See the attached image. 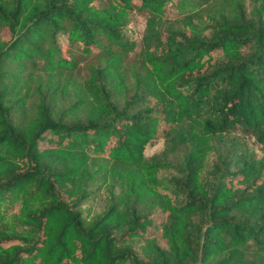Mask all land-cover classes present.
<instances>
[{
	"label": "trees",
	"instance_id": "trees-1",
	"mask_svg": "<svg viewBox=\"0 0 264 264\" xmlns=\"http://www.w3.org/2000/svg\"><path fill=\"white\" fill-rule=\"evenodd\" d=\"M0 264H264V0H0Z\"/></svg>",
	"mask_w": 264,
	"mask_h": 264
},
{
	"label": "rangeland",
	"instance_id": "rangeland-1",
	"mask_svg": "<svg viewBox=\"0 0 264 264\" xmlns=\"http://www.w3.org/2000/svg\"><path fill=\"white\" fill-rule=\"evenodd\" d=\"M168 14H169V16L172 17L173 15L177 14V10L170 8L168 10ZM144 27H145V20L141 16L135 17L134 20L132 21V23L129 25L130 34L138 43H140V41H141V37L143 35ZM61 42L66 43V41L64 39H61ZM41 77L45 81L48 79V76L44 75L43 73L41 74ZM30 112H32L31 109H30ZM254 146L257 149L258 154L261 155V152L258 149L259 147L256 144ZM162 149H163V140L161 138H156L154 143L147 147L145 153L147 156H151V155L161 151ZM85 207L87 208V210H90V215H93L95 213L102 211L105 208V196L102 195L100 197H97L95 200L87 203ZM157 217H160V215L158 214ZM135 248L138 249L139 245L136 244Z\"/></svg>",
	"mask_w": 264,
	"mask_h": 264
}]
</instances>
